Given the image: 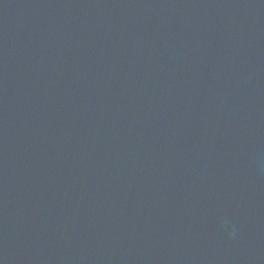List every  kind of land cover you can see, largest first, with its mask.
I'll return each instance as SVG.
<instances>
[{"label": "water", "instance_id": "95a60500", "mask_svg": "<svg viewBox=\"0 0 264 264\" xmlns=\"http://www.w3.org/2000/svg\"><path fill=\"white\" fill-rule=\"evenodd\" d=\"M0 264H264V0H0Z\"/></svg>", "mask_w": 264, "mask_h": 264}]
</instances>
